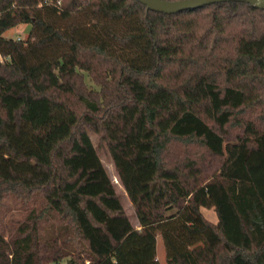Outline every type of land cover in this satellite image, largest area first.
Wrapping results in <instances>:
<instances>
[{
  "label": "trees",
  "instance_id": "trees-1",
  "mask_svg": "<svg viewBox=\"0 0 264 264\" xmlns=\"http://www.w3.org/2000/svg\"><path fill=\"white\" fill-rule=\"evenodd\" d=\"M158 235L165 264H264V9L0 0V264H162Z\"/></svg>",
  "mask_w": 264,
  "mask_h": 264
},
{
  "label": "rangeland",
  "instance_id": "rangeland-1",
  "mask_svg": "<svg viewBox=\"0 0 264 264\" xmlns=\"http://www.w3.org/2000/svg\"><path fill=\"white\" fill-rule=\"evenodd\" d=\"M30 24H19L9 30H7L4 33L5 37L8 38H21V39H27L28 37V33L30 31ZM89 79V78H88ZM89 85H91L92 87H94V85L90 82V80L88 81ZM91 138L93 140V143L98 146L100 144L99 141V137L91 132ZM100 156L101 159L103 161V163L105 164L110 176L112 177V180L114 181V183L116 184V188L118 191V194L122 200V202L124 203L126 212L128 213L130 219L132 220V222L134 223L135 226H138L139 222H138V218L135 212V208L125 190V188L123 187V185L121 184L118 175H117V170L115 168V164L113 162V159L110 155L109 150L106 147H103L102 150L100 151ZM15 203H13L14 205ZM202 212L205 215V217L210 220L211 222L216 223L218 221V216L217 213L215 211L214 208H208V207H202ZM166 255H167V250L164 244V241L162 239V237L160 235L157 236V256L159 261L162 264H165L166 262ZM47 264H68V260L63 259L61 260L59 263L57 262H49Z\"/></svg>",
  "mask_w": 264,
  "mask_h": 264
},
{
  "label": "water",
  "instance_id": "water-1",
  "mask_svg": "<svg viewBox=\"0 0 264 264\" xmlns=\"http://www.w3.org/2000/svg\"><path fill=\"white\" fill-rule=\"evenodd\" d=\"M145 4L149 9L165 12L176 13L188 9H196L205 5L224 2L240 1L247 2L260 9H264V0H138Z\"/></svg>",
  "mask_w": 264,
  "mask_h": 264
}]
</instances>
